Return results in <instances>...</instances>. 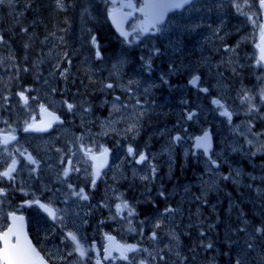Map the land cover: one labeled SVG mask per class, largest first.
<instances>
[{"label": "rangeland", "instance_id": "rangeland-1", "mask_svg": "<svg viewBox=\"0 0 264 264\" xmlns=\"http://www.w3.org/2000/svg\"><path fill=\"white\" fill-rule=\"evenodd\" d=\"M43 1L50 8L47 12L50 19L42 22L39 17L31 19L28 15L32 0L8 2L7 7L13 8L8 11L9 23L16 20L21 28L20 38L16 40L24 45V51H28L36 37L35 30L24 32L28 23L34 29L43 28L39 41L45 46L43 56L50 57L52 66L61 65L65 55L74 52L79 56L89 54L86 45L96 44L98 34L88 25L89 15L84 12L83 0H53L54 7H50L48 0ZM105 1L107 10L128 2ZM227 3L215 2L211 13L215 14L208 18L195 8L189 20L173 18L156 31H142L143 19L136 16L130 24L129 41L123 44L141 51L143 66L138 65V70H126L132 59L123 54L112 65L102 63V72L99 67L92 73L85 68L89 65L81 61L67 63L71 67L68 73L81 71L87 86L95 82L91 91L98 98V106L91 103L72 110L76 117L69 111L77 107V101L68 94L58 97L50 76L35 93L29 92L30 87H17L18 82L9 70L16 64L12 52L17 49L13 47L9 53L0 43V232L9 223V213L18 209L11 194L13 189L23 192L27 199L42 198L55 209V220L40 214L30 219L35 243L53 264H97L96 250L102 257L105 238L110 233L138 250L128 252V260L116 254L105 264H141V261L144 264H264V166L260 167L264 165V157L258 158L264 156V65L257 52L262 6L260 0H234L233 12L239 13L229 24L223 19V10L230 7ZM5 6H0V24ZM94 11L91 9L90 16L99 19ZM31 13L35 14L34 10ZM241 25L248 26L250 34L229 44L231 30ZM2 31L0 26V41L4 38ZM26 39L30 41L24 42ZM12 44L10 41L7 46ZM23 56L17 62H27V67L22 64L18 69L17 74L23 75L21 79L32 75L30 70L38 73L37 62L43 61L35 58L30 63L27 52ZM143 73L150 74L143 76ZM174 74L185 81L169 84ZM197 74L203 82L193 90L189 79ZM235 74L244 75L232 82L230 78ZM61 82L65 90L67 79ZM87 86L84 88L88 89ZM115 94L123 97L121 100L116 96L120 104L112 98ZM214 101H219V105ZM41 104L65 112L72 127L59 125L49 133L24 134L17 143H5V133L15 134L18 127L24 128L42 117ZM193 110L198 114L189 120L188 114ZM225 110L230 117L223 114ZM153 117L159 119L155 128L146 125L147 119ZM115 133L129 140L130 136L136 138L143 133L145 142L146 138L153 139L149 143L155 147L132 145L130 153L129 145L126 156H119L111 171L118 178L125 172L129 174V170L140 176L139 181L130 183L135 192L133 201L123 202L122 193L115 201L112 185L113 192L108 188L103 191L108 203H93L92 186L100 187L92 185L93 160L89 150L96 155ZM205 133L213 139V149L209 152L196 147V140ZM22 153L37 155L36 163L27 162ZM141 155L146 159L140 168ZM130 156L135 159L133 166L123 163L125 157L130 162ZM13 161L16 164L11 179L4 177L2 173ZM72 171L82 179L80 190H74L68 178L76 181L70 175ZM174 171H179L182 184L173 186L172 190L169 186L162 188L160 182L165 183L162 175L157 182L154 180L157 173L169 179ZM105 185L108 186L106 182ZM142 196L159 197L156 206L160 209L150 219L136 217ZM166 196L172 197L175 204H170L172 200L164 203ZM118 204L127 207L118 212ZM164 211L168 213L163 214ZM70 232L77 236L84 256L68 236ZM236 234L239 242L234 240Z\"/></svg>", "mask_w": 264, "mask_h": 264}, {"label": "snow or ice", "instance_id": "snow-or-ice-1", "mask_svg": "<svg viewBox=\"0 0 264 264\" xmlns=\"http://www.w3.org/2000/svg\"><path fill=\"white\" fill-rule=\"evenodd\" d=\"M115 2V0H114ZM190 0H167L166 3H160L159 0H144L143 7L137 9L136 5L131 2V0H128L127 3L121 4L119 8L114 7L112 10V18L113 21L116 23L122 22L123 16L125 15L122 11L123 8H129V9H135L142 13H144L146 19H147V26H142V31H148L149 28H155L157 24L161 23L162 17L164 15L163 11H159L160 9H179L183 8L185 4L189 3ZM260 4L262 7H264V0H260ZM239 8V5H237ZM127 15H131V13H128ZM251 19V18H250ZM254 22V21H253ZM124 35H127V33H123ZM260 37H261V45H258L260 47V59L264 61V24L260 25ZM198 78L193 79L192 83L196 84ZM108 87H111V85H108ZM204 91H207V89H204ZM26 99V98H25ZM247 99V98H245ZM217 105H219V101H214ZM68 108L71 109L72 105L69 104ZM224 115H227L230 117V113L225 110L223 113ZM51 118L48 122L47 126H50L52 120H57L58 117L53 116L51 113L48 114ZM191 118V116H189ZM31 127V125H30ZM27 130V129H26ZM42 130V129H38ZM9 139H15V137H5L4 142L7 143ZM176 139H179L177 137ZM208 146V135L205 133L203 137H200L197 139V147H203L205 150H207ZM130 153L133 152V149L129 148L128 150ZM107 150L105 149L104 152L101 153V155L98 157L96 155L91 154V150H89V155L92 160L96 161V168H97V175H99V169L103 167L104 159L106 158ZM146 157L144 155L140 156V161L145 160ZM29 160L35 164L36 161L32 159L31 156H29ZM214 163V162H213ZM15 164L16 161L12 162V166L9 167L7 171L2 173L4 177H8L11 179V173L15 170ZM65 175H67V172H65ZM77 195H81V193H77ZM84 199H87L86 196H83ZM42 207L45 208V210L53 216V218L56 217V211L53 208H50L48 206L42 205ZM122 207H127V204L124 205H116L117 211H121ZM131 215V211L129 212ZM22 220V218H17L13 216V220ZM159 227V225H157ZM15 236L16 237V243L13 244L11 242V238ZM22 236V228L20 227H12L9 228L7 232H4L2 236H0V239L4 241V248L0 250V262L2 264H44L43 260L39 258L38 253H36L35 249L30 245V243L25 239L23 242L21 241ZM68 236L71 238V240L76 244V249L80 252L81 256L85 255V251L80 244L77 236L73 233H68ZM152 238H155V233H153ZM108 240L110 241V244L108 248L105 249V252L108 253V256H111V251L114 249L120 253L121 259L128 260L127 253L130 251H137L138 249L134 245H118L111 243L114 241L113 237H108ZM141 264H144L143 261H141Z\"/></svg>", "mask_w": 264, "mask_h": 264}, {"label": "flooded vegetation", "instance_id": "flooded-vegetation-1", "mask_svg": "<svg viewBox=\"0 0 264 264\" xmlns=\"http://www.w3.org/2000/svg\"><path fill=\"white\" fill-rule=\"evenodd\" d=\"M215 1H217V0H193L184 9L174 12L173 15L175 16V18H178L180 15H183L184 13L188 12L190 9L196 8V9L200 10L201 13L205 14V18H208L210 16V14L213 12V4ZM181 20H184V19H181ZM241 29L244 30V34L242 36L248 35L250 33L249 27L246 25L244 27L241 25ZM81 58H94V57H92V56L91 57H76L75 59H81ZM62 67L66 68L69 66L64 62ZM70 77H74V78L78 77L79 78V77H81V75L79 73H72L70 75ZM86 84L87 83H82L81 81H74L73 82V86L76 89H79V90H77L76 96L81 95L83 92H85L84 86H87ZM89 86H91V84L87 86L88 92L90 91ZM97 99L93 101V103H95V106H98L97 105V102H98ZM21 133H22L21 130H18V132H17L18 138H20ZM120 148H121V150H120ZM105 149L110 151V153H111V161H112L111 166H110L109 170H107V171H105V173H102L99 175L100 177L95 180V184H98L100 189H102L104 186V179H105L109 186L113 185L115 188V191H114V194H115L114 200L115 201H118L119 193H122L123 202L127 203L129 201H133L134 196H135V194H134L135 192H134V189L132 188V186L130 184V179H127V177L129 178L128 174H125L122 177V181L119 180V178L117 177V174H113V175L109 174L107 176V178L105 177L107 172H109V171L111 172L114 169V165L119 158V151H121L125 155L127 154V149H128L127 139H123L122 143L119 144L117 139L115 138L111 142H109L108 145H106L104 147V150ZM183 181L185 182L186 179H184ZM93 188L95 189L94 186H93ZM94 200L95 201L100 200V190L99 189H95V191H94ZM138 205L143 206L145 204L143 202H141V200L139 199ZM33 209L35 210L36 213L37 212L40 213L37 207H31L26 211L30 218H32L34 216ZM151 213H152V215H155V212H151Z\"/></svg>", "mask_w": 264, "mask_h": 264}, {"label": "water", "instance_id": "water-1", "mask_svg": "<svg viewBox=\"0 0 264 264\" xmlns=\"http://www.w3.org/2000/svg\"><path fill=\"white\" fill-rule=\"evenodd\" d=\"M159 11H160V10H159ZM111 19H112V21H113L112 15H111ZM164 19H165V17H164V15H163V17H162V21H163ZM126 20H127V16L124 15V16H123V19H122V22H120L119 24L113 21L114 25H116L117 30H118L122 35H124L123 33H126V31H125ZM146 21H147V19H146ZM162 21H161V22H162ZM123 22H124V23H123ZM261 43H262V42H261V39H260V45H261ZM260 55H261V52H260ZM263 62H264V61H263ZM196 78H198V80H197V82H198V81H199V77H196ZM196 78H194V79H196ZM49 113H51V112L46 111V112H45V116H46L45 120H44L43 122L38 123L35 127H32V129H33V130H38V129L48 130V129L50 128V126L52 125V123L55 122V120H52L50 126H47V127L45 126V125L48 124L49 120L51 119V118L49 117V115H48ZM51 114H52L53 116H55L53 113H51ZM189 116L192 117V114H190ZM42 130H40V131H42ZM6 137H14V136H9V135H7ZM13 140H14V139H9L8 142H12ZM210 147H211V143H210V139H209V137H208V146H207V148H210ZM25 203L27 204L28 202H25ZM28 204H29V203H28ZM37 204H38L43 210H45V208L42 207V205H44L42 202L38 201ZM45 211H46V210H45ZM13 216H15V217H17V218H22V220H19V219H18V220H16V221H14V220H13ZM9 220H10V223H11V224L8 226L7 229L4 230V232H7L9 228H12V227H14V226L22 228L21 241L23 242V240L26 239V240L30 243V245L35 249L36 253H38L39 258L43 260L44 264H51V263L48 261V259L44 256V254L39 250V248L35 245V243H34L32 237H31L30 234H29V230H28V222H27V216H26L25 214H23V213L11 212V213L9 214ZM4 232H3V233H4ZM3 233H0V236H2ZM108 237H113V238H114V241H112L111 243H113V244H118V245H122V243H120V242L117 241V239H116L115 236H108ZM108 237H107V239H108ZM14 238H15V240H14ZM0 240H1V242H2V247H1L0 250H2V249L4 248V241H3L2 239H0ZM11 242H12L13 244H15V243L17 242L15 236H13V237L11 238ZM109 244H110V241L108 240V243H107V245H106V248H108ZM115 252H118V251H116V250L113 249V250L111 251V256H110V257L108 256V253L105 252V259H110V258L113 256V254H114ZM99 263L102 264V261L99 260Z\"/></svg>", "mask_w": 264, "mask_h": 264}, {"label": "trees", "instance_id": "trees-1", "mask_svg": "<svg viewBox=\"0 0 264 264\" xmlns=\"http://www.w3.org/2000/svg\"><path fill=\"white\" fill-rule=\"evenodd\" d=\"M13 1H14V0H13ZM37 1H38V0H34L35 3H37ZM8 2H9V0H0V6L6 5V6L4 7V11H3V13H2V23H1V24H2V26L8 24V26H9L11 29H14V28H16V27L18 26V24L15 23L16 20H12V23H11V21H10V23H9V19H10L11 15L8 13V11H9V10H8V7H7V5H9ZM10 28H7V31L10 30ZM105 35H110V32L107 31V30H105ZM7 36L9 37V39H10L11 41H13L14 46H18V47L22 50V46H21V44H20V46H19L18 41L15 39V36H14L13 33L8 34ZM112 48H113V51H112V55H109L110 58H113V57L116 55V54H115V53H116L115 46L112 45ZM28 52L31 53L32 51L29 50ZM13 186L15 187V185H13ZM11 194H12V196H13V200H17V199H18V195H17V193L15 192V190L11 189Z\"/></svg>", "mask_w": 264, "mask_h": 264}, {"label": "bare ground", "instance_id": "bare-ground-1", "mask_svg": "<svg viewBox=\"0 0 264 264\" xmlns=\"http://www.w3.org/2000/svg\"><path fill=\"white\" fill-rule=\"evenodd\" d=\"M26 50V49H25ZM127 100L129 101V99L127 98ZM116 104H120V101L118 99V97L114 100ZM152 103V102H151ZM149 105V104H148Z\"/></svg>", "mask_w": 264, "mask_h": 264}]
</instances>
